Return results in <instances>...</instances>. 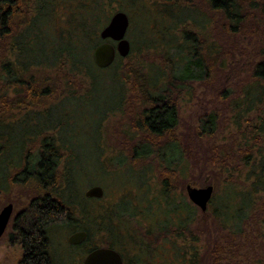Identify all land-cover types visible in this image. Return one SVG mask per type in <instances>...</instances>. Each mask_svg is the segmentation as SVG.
<instances>
[{
    "label": "trees",
    "instance_id": "1",
    "mask_svg": "<svg viewBox=\"0 0 264 264\" xmlns=\"http://www.w3.org/2000/svg\"><path fill=\"white\" fill-rule=\"evenodd\" d=\"M117 11L130 51L101 68L92 51ZM199 87L186 126L180 102ZM74 114L97 115L89 149ZM188 178L213 185L205 211ZM15 187L19 264H57L55 227L86 232L72 258L264 264V0H0V190ZM169 239L183 244L155 246Z\"/></svg>",
    "mask_w": 264,
    "mask_h": 264
},
{
    "label": "rangeland",
    "instance_id": "2",
    "mask_svg": "<svg viewBox=\"0 0 264 264\" xmlns=\"http://www.w3.org/2000/svg\"><path fill=\"white\" fill-rule=\"evenodd\" d=\"M210 95H208L206 98H208ZM202 97V88L199 87L197 91V96H194L192 94L186 95L182 98L180 102V115L183 120V124H192L195 120L196 112H198V100ZM74 117H76L75 126H76V132H77V138L79 139L80 143L82 144L83 148H91L93 146V139L96 129V120L97 115L96 114H74ZM115 117L109 118V123L114 119ZM227 133H229V130H227ZM199 180H190L188 178V183L193 186H204L199 183ZM187 183V184H188ZM207 185V184H206ZM130 188V191L132 193L135 192V187L128 186ZM126 188V187H124ZM127 189V188H126ZM119 192V188H117L116 193ZM19 190L15 187L14 190L7 192L6 190H0V210L1 208L9 203L8 200H13V213L12 216H14L19 210H21V206L26 202L25 195H21V198L18 197ZM116 196V195H114ZM201 215V214H200ZM199 216V215H198ZM12 223H9L7 230L3 234V236L0 238V264H19V260L21 259V253L22 248L19 244L13 243L10 241L11 234L13 233ZM73 233L70 229L64 228V227H55L50 231V236L52 240V250L54 252V255L56 257L57 264H77L78 259L83 260L81 253L80 258L76 254L74 257H71L72 252H75V248L70 246L68 243V237L69 235ZM199 235V238L196 242H194L195 245L199 248V251L202 252L203 249L206 247L207 239L204 234ZM183 243L180 241H177L173 243L172 239H169V241L164 242H158L155 246L158 248H161L162 250H166V252L173 251V250H179L180 246ZM156 249V248H155ZM158 250V249H157ZM72 251V252H71ZM174 252H172V257L174 256ZM163 256H165L163 251H157L154 255V261L150 262L149 264H157L158 262L165 263L164 260H162Z\"/></svg>",
    "mask_w": 264,
    "mask_h": 264
},
{
    "label": "water",
    "instance_id": "3",
    "mask_svg": "<svg viewBox=\"0 0 264 264\" xmlns=\"http://www.w3.org/2000/svg\"><path fill=\"white\" fill-rule=\"evenodd\" d=\"M129 26L128 15L124 11L115 12L108 23L100 31V38L103 39L92 51L94 63L101 68L109 66L117 55L126 56L130 51V42L126 37ZM110 39L114 42H111ZM186 194L189 200L205 211L213 194V185L193 186L186 184ZM86 196L101 197L103 188L100 185H93L85 190ZM13 211L11 202L4 205L0 210V237L5 231L7 223ZM86 237L83 230L73 232L69 235L68 241L71 244H78ZM82 264H123L121 254L111 247L99 246L91 249L83 258Z\"/></svg>",
    "mask_w": 264,
    "mask_h": 264
},
{
    "label": "flooded vegetation",
    "instance_id": "4",
    "mask_svg": "<svg viewBox=\"0 0 264 264\" xmlns=\"http://www.w3.org/2000/svg\"><path fill=\"white\" fill-rule=\"evenodd\" d=\"M12 204H13V203H12ZM5 205H6V204H5ZM20 212H21V211H18L14 216H12V214H11L10 219H9V221H8V223H7V226H6V228H5V231L7 230L9 223H11V221H13V223H14V221L16 220V218L19 217ZM12 213H13V211H12ZM13 223H12V228H13ZM5 231H4V233H5ZM78 231H80V230H78ZM75 232H76V231H75ZM4 233H3V234H4ZM3 234H2V236H3ZM2 236H1V237H2ZM1 237H0V238H1ZM82 261H83V260H82Z\"/></svg>",
    "mask_w": 264,
    "mask_h": 264
}]
</instances>
